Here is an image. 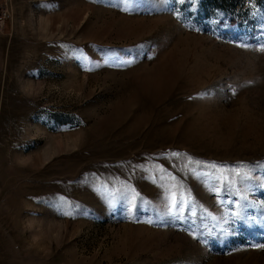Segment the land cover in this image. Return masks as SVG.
<instances>
[{
    "label": "rangeland",
    "instance_id": "1",
    "mask_svg": "<svg viewBox=\"0 0 264 264\" xmlns=\"http://www.w3.org/2000/svg\"><path fill=\"white\" fill-rule=\"evenodd\" d=\"M262 47L264 0H0V264H264Z\"/></svg>",
    "mask_w": 264,
    "mask_h": 264
},
{
    "label": "snow or ice",
    "instance_id": "2",
    "mask_svg": "<svg viewBox=\"0 0 264 264\" xmlns=\"http://www.w3.org/2000/svg\"><path fill=\"white\" fill-rule=\"evenodd\" d=\"M261 51H264V47L261 48ZM173 155H176V153H173ZM197 163H199V162H197ZM212 167H216V166L212 165ZM232 171H234L237 176H240L241 179H244L248 176V173H242L240 170H237V169H233ZM174 204H175V202H174ZM257 247H264V245H258Z\"/></svg>",
    "mask_w": 264,
    "mask_h": 264
}]
</instances>
